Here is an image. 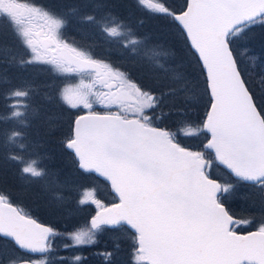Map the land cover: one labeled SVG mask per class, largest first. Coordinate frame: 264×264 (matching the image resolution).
Here are the masks:
<instances>
[{
  "label": "snow or ice",
  "instance_id": "1",
  "mask_svg": "<svg viewBox=\"0 0 264 264\" xmlns=\"http://www.w3.org/2000/svg\"><path fill=\"white\" fill-rule=\"evenodd\" d=\"M136 4L160 22L159 42L136 36L113 15L111 4L85 0L83 10L61 13L25 0H0V20L28 53L20 64L47 67L58 79L74 81L58 89L55 103L63 110H87L61 133L69 158L65 175L79 171L102 178L113 196L106 204L88 190L79 203L95 205V215L83 228L60 232L0 192V249H18L22 264H42L33 258L57 253V239L68 240L65 250L79 249L94 245L97 234L119 229L133 238L135 264H264V222L241 233L240 226L252 221L237 220L226 206L235 190L232 177L264 193V51L247 57L251 70L238 59L251 43L264 50V0ZM72 17L119 45L133 65L143 67L146 58L144 78L69 43L64 30ZM33 93L31 84L2 82L0 157L25 180L39 183L51 173L39 167L41 154L29 151ZM197 107L202 116L187 115ZM56 127L51 122L49 131L55 134ZM185 140H199L200 149ZM213 163L229 181L214 177ZM58 187L51 195L53 213L73 190L70 180ZM104 255L110 260L112 253ZM48 264H85V258L54 256Z\"/></svg>",
  "mask_w": 264,
  "mask_h": 264
},
{
  "label": "rangeland",
  "instance_id": "2",
  "mask_svg": "<svg viewBox=\"0 0 264 264\" xmlns=\"http://www.w3.org/2000/svg\"><path fill=\"white\" fill-rule=\"evenodd\" d=\"M84 2L85 0H47V3L42 4H47L49 7L51 6L52 8L58 9L61 13H64L73 8L83 10L82 5ZM88 3L93 5L111 4L113 6V15L128 25L136 36L146 35L154 38L158 42L160 41L159 33L156 31V29L161 27L160 22L151 16L150 12L146 10V6L141 7L137 5L136 0H88ZM168 3L175 6L176 3L183 4V0H168ZM31 4L35 3L32 2ZM42 6L47 7L46 5ZM88 10L95 11L97 9L90 8ZM141 21H143V26L141 25ZM163 31H175V29L169 30L165 28ZM64 36L74 46L82 50L90 51L96 58L105 59L112 63L113 67L116 66L120 71L129 72L135 78L143 79L145 72L150 66L146 58L141 61L143 67L133 65L128 58H125L127 54L124 53L122 48H119V45L106 42L95 28L82 26L79 17L71 18L70 23L64 30ZM27 58L28 53L14 40L7 24L3 20H0V86H2V82L5 80L12 84L22 85L28 83L34 86V93L31 100V108L34 114L31 117L32 123L30 125V136L34 147L29 149V151L35 150L41 154L42 158L39 161V167L46 168L51 175L48 180L39 183L19 180L17 177H23L19 174L18 167L11 162L5 163L2 157H0V192L12 193L11 197L15 203L24 204L20 206L30 215L35 214L48 223H58L62 228L66 220L69 225L63 232L72 231L78 227L83 228L96 210L95 205L90 203L81 205L79 203L81 199L86 198L87 191H94L96 198L101 199L106 204L113 202V196L109 188L94 175H86L79 171H73L70 175H65V168L68 163L66 162L67 157L63 158L62 156L65 150H61L60 140L63 137L54 136L55 134L49 131V124L53 121L57 122L55 133L65 134L67 132L65 124H68V120L59 117L58 114L55 115L48 112L50 110L45 107H38L34 104V101L38 100L39 105L54 102L55 98L59 95L58 89L64 83L71 84L74 81L69 80L65 82L58 79V74L49 71L47 67L27 64L22 66L20 61L26 60ZM160 59L162 63H167L165 57H161ZM206 100L207 97H205ZM51 108L55 112L61 113L63 111L60 105L55 103L51 104ZM96 109L97 111H107L103 106H94V110ZM197 109L202 111L199 107ZM71 111L73 114L76 113V115L80 114L78 112L83 113V110L80 109H73ZM3 112L4 109H0V114ZM200 116H202V112ZM0 127H3V125H0ZM184 144L190 148L200 149L199 140H185ZM51 165L53 168H49ZM211 170L214 177H218L223 182L229 181L230 178L227 172H225L226 170L223 171L224 169L222 167H217L214 163L211 166ZM65 180H70L73 190L70 194H66L63 207L58 212L53 213L51 195L53 192L59 191L58 185H62ZM231 182L234 184L235 190L228 196L226 202L229 203L231 209L235 203H240L243 207H250L251 211H245L235 206L233 211L236 217H242L245 221H252V223H247V227L242 228L243 230L250 231L256 229L260 223L264 222V194L261 193L259 188L251 184L242 181L236 182L234 177L231 178ZM45 185H49V187L45 189ZM237 193H240V195ZM231 200H234L235 203ZM40 210L45 217H42L40 215L41 213H38ZM67 219L74 220L69 221ZM257 221L259 222L258 226L256 225ZM42 223L46 224V222ZM118 240H123L125 243L123 242L121 250L120 248H116L117 251L107 248L112 253L110 259L114 264H135L133 257V238L128 232L123 230L119 232L107 230L99 233L96 237L97 242L94 245L79 249L65 250L63 244L68 243V240L60 238L55 241V247L58 250L57 253H53L48 257L38 256L33 259L40 260L42 264H48L54 256L59 257L58 253L60 251H65L63 258L66 261H71L75 255L86 257L85 263L89 260L97 261L93 250L102 246L103 242L109 243ZM6 249L8 248L0 249V262L2 264H7L11 259L23 260L22 253H16L10 249L7 252Z\"/></svg>",
  "mask_w": 264,
  "mask_h": 264
},
{
  "label": "trees",
  "instance_id": "3",
  "mask_svg": "<svg viewBox=\"0 0 264 264\" xmlns=\"http://www.w3.org/2000/svg\"><path fill=\"white\" fill-rule=\"evenodd\" d=\"M250 51L248 52V53H246V54H243V55H239L238 56V59H240V61H241V64H242V66H245V67H247V68H249L250 70L252 69V67H253V65H252V62L251 61H249L248 59H247V57L248 56H251L252 54H255V55H257V56H259L261 53H262V51H264V50H262L261 49V47H260V45H259V43L258 42H254V43H251L250 44ZM132 75V74H131ZM135 78V77H134ZM15 79V78H14ZM20 80V79H19ZM17 82V81H16ZM52 103H55V101L53 102H47V103H44V104H40L39 105V102H38V100H36V101H34V104L35 105H37L38 107H40V108H46V109H49L50 111H48V112H50V113H52V114H58V116L59 117H61V118H66L67 120H68V124H65L66 126H65V129L67 130V132L65 133V134H67L68 132H69V121L71 120V119H73L75 116H76V113H74L73 114V112L70 110V112H69V110H63L61 113L60 112H55L52 108H51V104ZM55 104H57V103H55ZM57 105H59V104H57ZM97 108V107H96ZM0 109H4V105H3V101L2 100H0ZM95 111H97V109L95 110ZM87 112V110H83V113H86ZM98 112H104V111H98ZM201 110H198L197 108H193V109H191L188 113H187V115L188 116H191L193 119H196L197 117H200V114H201ZM78 113H80V114H82L81 112H78ZM73 115V116H72ZM64 116V117H63ZM176 119H180V117H176ZM172 123V121H169V124H171ZM54 136H56V137H59V136H62L61 134H57V133H55V135ZM61 150H63L64 151V149L61 147ZM63 158L64 157H67L66 155H65V151L63 152ZM66 162L67 163H69V158L67 157V160H66ZM49 168H53V166L51 165ZM223 171H225V170H223ZM12 172H13V170H12ZM226 172V171H225ZM16 177H17V173H16ZM19 180H24L25 181V179L24 178H19V177H17ZM215 178H218V177H215ZM219 179V178H218ZM220 180V179H219ZM222 181V180H221ZM100 182H102V181H100ZM223 182V181H222ZM102 183H104V182H102ZM105 184V183H104ZM106 185V184H105ZM253 193H255V192H253ZM10 196H12V193H8ZM237 194H239L240 195V193H237ZM235 197H237V196H235ZM234 197V198H235ZM231 201H233V203H235L234 202V200H231ZM16 204H18V203H16ZM236 204H240V203H236ZM18 205H24V204H18ZM226 205L229 207V203L228 202H226ZM23 208V207H22ZM43 210V209H42ZM35 211V210H34ZM232 211V213H235L234 211H233V209L231 210ZM35 212H37V211H35ZM42 211L40 210V211H38V213L40 214ZM38 214V215H39ZM95 214V213H94ZM93 214V215H94ZM42 217H45L44 216V214L43 213H41L40 214ZM250 215V214H249ZM32 216L34 217V218H36V219H38V221H40V222H46V224L47 225H50V226H52V227H54V228H56V229H58L60 232H63V230L64 229H66L67 227H68V225H69V223L65 220V224L62 226V228H61V225L60 224H58V223H48L46 220H43V218H41V217H39V216H37V215H35V214H32ZM91 217V216H90ZM67 220H69V219H67ZM74 219H70L69 221H73ZM112 231H117V232H119V231H122V230H119V229H117V230H112ZM123 242L125 243V241H123V240H118V241H112V242H109V243H104L103 242V244H102V246H100L99 248L97 247V248H95L94 250H93V253H94V255L97 257V261H94V260H89V261H86V263L85 264H114V262L110 259H106V257H105V255H104V253H109V250L107 249V248H109L110 250H115V251H117V249L116 248H120V250H121V248L123 247ZM95 247V246H94ZM13 250V252H16V253H19L20 251L18 250V249H15V248H11V247H9L8 249H6L7 250V252H8V250ZM21 253V252H20ZM64 254H65V251H60L59 253H58V255H59V257H63L64 256ZM2 256H5V255H2ZM1 256V257H2ZM48 257V256H47ZM85 259H86V257H85Z\"/></svg>",
  "mask_w": 264,
  "mask_h": 264
},
{
  "label": "flooded vegetation",
  "instance_id": "4",
  "mask_svg": "<svg viewBox=\"0 0 264 264\" xmlns=\"http://www.w3.org/2000/svg\"><path fill=\"white\" fill-rule=\"evenodd\" d=\"M50 1V0H49ZM25 2H28V3H32V2H34L35 4L34 5H38V6H42V5H46L48 8H52L51 6L49 7L47 4H42V3H47V0H45L44 2H43V0H25ZM43 7V6H42ZM116 67V66H115ZM107 110V109H106ZM87 174V173H86ZM87 175H90V174H87ZM96 177V176H95ZM97 178V177H96ZM97 179H99V178H97ZM99 180H101V179H99ZM102 182H104L103 180H101ZM109 188V187H108ZM109 190H110V188H109ZM227 206V205H226ZM235 206H238L240 209H243V210H245V211H251V208L250 207H243L241 204H234V206L232 207V209H234V207ZM228 207V206H227ZM228 209H229V212H230V214L231 215H233L234 216V218H236L237 220H242V221H245V219L244 218H242V217H236V214L235 213H232V209L230 208V207H228ZM248 213H251V212H248ZM258 221H257V223H256V225L258 226ZM247 227V225L246 224H242L241 226H240V228H239V231L241 232V233H246V232H248V231H245V230H243L244 228H246ZM243 228V229H242ZM255 229H253V230H250V231H254Z\"/></svg>",
  "mask_w": 264,
  "mask_h": 264
},
{
  "label": "water",
  "instance_id": "5",
  "mask_svg": "<svg viewBox=\"0 0 264 264\" xmlns=\"http://www.w3.org/2000/svg\"><path fill=\"white\" fill-rule=\"evenodd\" d=\"M235 178V177H234ZM100 179H102V178H100ZM236 179V178H235ZM246 183H249V182H246ZM47 226V225H46ZM20 264H22V260L20 261Z\"/></svg>",
  "mask_w": 264,
  "mask_h": 264
}]
</instances>
